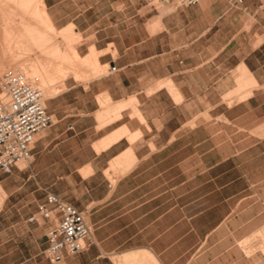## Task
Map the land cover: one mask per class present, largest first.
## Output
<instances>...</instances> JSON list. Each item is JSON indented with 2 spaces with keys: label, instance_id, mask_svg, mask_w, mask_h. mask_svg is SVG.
I'll list each match as a JSON object with an SVG mask.
<instances>
[{
  "label": "crops",
  "instance_id": "1",
  "mask_svg": "<svg viewBox=\"0 0 264 264\" xmlns=\"http://www.w3.org/2000/svg\"><path fill=\"white\" fill-rule=\"evenodd\" d=\"M163 6L42 1L45 56L75 32L78 55L116 70L65 76L32 159L0 171L44 194L27 212L0 179V213L17 212L0 253L44 254L56 222L31 217L53 192L92 226L62 264H264V0Z\"/></svg>",
  "mask_w": 264,
  "mask_h": 264
},
{
  "label": "built area",
  "instance_id": "2",
  "mask_svg": "<svg viewBox=\"0 0 264 264\" xmlns=\"http://www.w3.org/2000/svg\"><path fill=\"white\" fill-rule=\"evenodd\" d=\"M200 1L146 0L152 7L170 2L176 6H192ZM0 90L3 94L0 98V171L11 173L19 162L32 159L37 134L52 125L53 116L46 106L43 91L18 67H9L1 74ZM38 216L56 222L48 232L46 248V256L52 264H62L65 253L78 254L86 249L92 226L85 211L58 194L48 192L39 205Z\"/></svg>",
  "mask_w": 264,
  "mask_h": 264
},
{
  "label": "rangeland",
  "instance_id": "3",
  "mask_svg": "<svg viewBox=\"0 0 264 264\" xmlns=\"http://www.w3.org/2000/svg\"><path fill=\"white\" fill-rule=\"evenodd\" d=\"M121 2L123 7H144L142 12H146L148 9H161L164 7L163 4L160 3H157L155 7H152L147 4L146 0H121ZM41 6L42 3L38 2V0H0V76L9 67H18L21 70L22 65L28 63L26 61L36 59L41 61L44 59H51L53 57V52L47 56H42L44 52H49L53 47V32L50 28H47V22L43 17V8ZM2 21L3 25H1ZM43 28H45V30H41ZM16 32H19L21 36L16 38ZM74 33L75 32L72 33V36L80 37L74 42V47L69 48L67 50L68 52L64 48L62 50V54H57V56L52 58L54 60L53 70L55 71V74H61V76L60 79L53 83V86L51 87V94L45 90V95H47L46 106L51 111H53L55 106H58L57 95L66 89V86L64 85L65 76L69 74L81 76L82 73H85L83 71L85 68H92V74L84 75L86 78L97 76L112 70L108 65L106 67L101 66L94 56L93 57L96 62H94V64H89V59L92 58V55L85 59L82 58L80 54L78 55L76 51V43L81 42L79 41L81 40V36ZM50 36L52 37V40H49ZM15 54H17V61L10 64L12 57H14ZM59 60L62 61L59 62ZM37 62H33L34 65H37ZM44 76L48 78L51 75L50 73H45ZM37 87H40V85H37ZM26 165L27 161H23L17 166L22 168ZM8 176L14 177L11 179L12 183H10V186L16 190L10 196L12 203L20 202L21 204L26 205V211L28 212L27 209L29 206L43 199L44 194L39 193V191H35L32 181H26L27 183L24 185V181L18 179L16 174L15 176L12 174H0V179L7 178ZM5 194L6 192L0 185V203ZM10 208L11 211L9 213H0V228L2 227L3 214L5 216L8 215L10 220H16L17 212L15 207ZM33 216L39 217L38 214ZM261 242L262 243H259L256 249L259 248L260 245L263 248L264 241ZM44 255L46 256V250L44 254H33L31 253V249L28 248L24 249V253L22 254H18L17 252L7 255L0 253V264H47V259Z\"/></svg>",
  "mask_w": 264,
  "mask_h": 264
},
{
  "label": "bare ground",
  "instance_id": "4",
  "mask_svg": "<svg viewBox=\"0 0 264 264\" xmlns=\"http://www.w3.org/2000/svg\"><path fill=\"white\" fill-rule=\"evenodd\" d=\"M42 1L43 0H38V2H40V3H42ZM19 36H21V34H19V32L18 33L16 32V38H18ZM16 41H17V39H16ZM62 50H63V48H58L57 52L54 53V56H57V54L58 55L62 54V52H63ZM45 54H47V53L45 52L42 55L45 56ZM52 58L51 59H47V60L44 59V60H41V61H38L39 59L26 61L28 63L22 65V69H21V71L24 72L30 78V80L32 81L33 84L40 85L39 88L43 91L45 99H47V95H45L46 94L45 90H47L51 94L52 93L51 87L53 86V83L55 81H57L58 79H60V76H61V74H55V71L53 70V61L54 60ZM16 61H17V54H15V56L12 57V60H11L10 64H12V63H14ZM61 61L62 60H59V62H61ZM33 62L34 63L37 62L38 64L34 65ZM45 73H50L51 76L46 78L44 76ZM76 77L82 78L79 75H76ZM0 94H1L0 98H2L3 94L1 92H0ZM21 162H23V161H21Z\"/></svg>",
  "mask_w": 264,
  "mask_h": 264
}]
</instances>
